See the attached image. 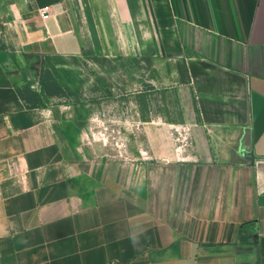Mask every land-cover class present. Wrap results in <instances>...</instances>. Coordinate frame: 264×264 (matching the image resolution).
<instances>
[{"label": "crops", "instance_id": "0c3cea01", "mask_svg": "<svg viewBox=\"0 0 264 264\" xmlns=\"http://www.w3.org/2000/svg\"><path fill=\"white\" fill-rule=\"evenodd\" d=\"M0 264H264V0H0Z\"/></svg>", "mask_w": 264, "mask_h": 264}, {"label": "rangeland", "instance_id": "374dc122", "mask_svg": "<svg viewBox=\"0 0 264 264\" xmlns=\"http://www.w3.org/2000/svg\"><path fill=\"white\" fill-rule=\"evenodd\" d=\"M110 128V127H109ZM104 129V124L103 123H100L99 122V124L97 125V130H103ZM109 133H111L110 131H109ZM98 138V137H97ZM108 138H111V136L109 137L108 136ZM95 139H96V136H95ZM99 140L98 141H95V143H94V147H95V149L99 152V153H105V152H109V146H107V145H102V143L104 142V143H106L107 141V137L105 138V137H103V139H102V137L100 136V138H98Z\"/></svg>", "mask_w": 264, "mask_h": 264}, {"label": "built area", "instance_id": "2783aa9c", "mask_svg": "<svg viewBox=\"0 0 264 264\" xmlns=\"http://www.w3.org/2000/svg\"><path fill=\"white\" fill-rule=\"evenodd\" d=\"M38 12H39L40 16L44 17L48 13V7L47 6H43V7L38 9Z\"/></svg>", "mask_w": 264, "mask_h": 264}, {"label": "trees", "instance_id": "16d2710c", "mask_svg": "<svg viewBox=\"0 0 264 264\" xmlns=\"http://www.w3.org/2000/svg\"><path fill=\"white\" fill-rule=\"evenodd\" d=\"M32 96H35V94L34 93H32V92H29Z\"/></svg>", "mask_w": 264, "mask_h": 264}]
</instances>
